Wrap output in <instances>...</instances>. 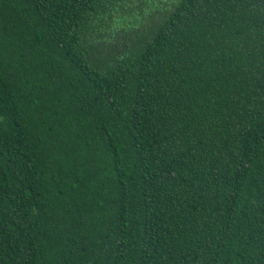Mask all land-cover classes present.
<instances>
[{
    "label": "trees",
    "instance_id": "16d2710c",
    "mask_svg": "<svg viewBox=\"0 0 264 264\" xmlns=\"http://www.w3.org/2000/svg\"><path fill=\"white\" fill-rule=\"evenodd\" d=\"M134 3L0 0V264H264V0Z\"/></svg>",
    "mask_w": 264,
    "mask_h": 264
},
{
    "label": "rangeland",
    "instance_id": "374dc122",
    "mask_svg": "<svg viewBox=\"0 0 264 264\" xmlns=\"http://www.w3.org/2000/svg\"><path fill=\"white\" fill-rule=\"evenodd\" d=\"M140 3H144L145 7H141V10L139 11L140 15L135 14V3L133 4V6H131V8H129L128 10H125L126 13H131L134 12L133 14H135L138 17V20H131V24L132 26L130 27H126L123 25V23H125L124 21L120 20V19H114V21H117V23H112L111 26H109L107 24V21L112 20V18H108L107 20H105V22H103V25L101 27V32L102 34H104L105 36L107 35V32H109V34L117 29L116 31V37H115V43L121 42V40L127 39V38H135V36H137V31H134V28L138 27L144 23L147 22V20L149 19V16H153L154 19L159 18V16H163L164 11H166L168 8V5H171L172 2H176L177 0H139ZM167 3V4H166ZM117 12H115V14L113 15V17L116 18ZM145 18V20H143ZM142 20V23H141ZM135 23V24H134ZM134 24V25H133ZM140 24V25H139ZM156 26H158L157 23H155ZM139 25V26H138ZM145 29V27L143 28ZM98 31V30H97ZM114 38V37H113Z\"/></svg>",
    "mask_w": 264,
    "mask_h": 264
}]
</instances>
